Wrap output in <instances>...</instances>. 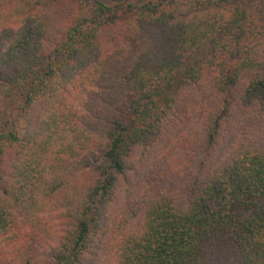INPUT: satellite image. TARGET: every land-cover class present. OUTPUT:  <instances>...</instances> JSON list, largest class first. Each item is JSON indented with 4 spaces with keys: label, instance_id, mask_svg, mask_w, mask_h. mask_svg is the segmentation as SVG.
<instances>
[{
    "label": "trees",
    "instance_id": "16d2710c",
    "mask_svg": "<svg viewBox=\"0 0 264 264\" xmlns=\"http://www.w3.org/2000/svg\"><path fill=\"white\" fill-rule=\"evenodd\" d=\"M0 264H264V0H0Z\"/></svg>",
    "mask_w": 264,
    "mask_h": 264
},
{
    "label": "rangeland",
    "instance_id": "374dc122",
    "mask_svg": "<svg viewBox=\"0 0 264 264\" xmlns=\"http://www.w3.org/2000/svg\"><path fill=\"white\" fill-rule=\"evenodd\" d=\"M142 176L137 178V180L139 179L138 181L136 180L138 183L142 181L141 180ZM37 249H39L38 253H39V256H40L41 260H44L45 256H47V254H48L49 242L43 241V242L38 243L37 244Z\"/></svg>",
    "mask_w": 264,
    "mask_h": 264
}]
</instances>
